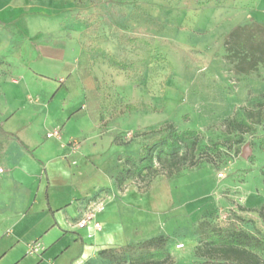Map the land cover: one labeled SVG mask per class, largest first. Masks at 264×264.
<instances>
[{"label":"rangeland","instance_id":"rangeland-1","mask_svg":"<svg viewBox=\"0 0 264 264\" xmlns=\"http://www.w3.org/2000/svg\"><path fill=\"white\" fill-rule=\"evenodd\" d=\"M0 22V81L23 89L18 110L44 108L39 118L32 117L33 127L22 129V140L36 144L54 131L52 121L69 114L56 141L62 134L70 137L62 144V159L74 176L81 174L79 186L96 185L90 198H102L116 223H137L134 238L121 247L125 252L99 264H132L129 254H145L146 243L159 237L171 256L165 264H202L206 243L225 233L247 236L244 246L264 259V242L255 231H264L258 215L264 212V66L241 74L224 48L234 28L264 24V0H0ZM48 55L55 62L43 58ZM109 58L126 69L112 66ZM55 71L65 75L54 76ZM58 87L66 90L52 98ZM228 120L252 129L230 130ZM21 124L20 118L5 129ZM169 124L200 133L195 154L202 163L172 178L157 177L147 191L138 190L133 177L118 189V158L137 157L144 145L165 136ZM14 140L0 125L3 232L15 224L13 208L27 199L18 187L5 185L7 162L17 161ZM246 145L252 149L248 160L242 158ZM189 147L187 142L179 152L185 155ZM208 152L216 155L210 163ZM22 166L20 180L33 175L25 160ZM63 189L52 190L54 201ZM40 207L31 211L30 221H42ZM46 225L15 228L31 237V230Z\"/></svg>","mask_w":264,"mask_h":264},{"label":"crops","instance_id":"crops-1","mask_svg":"<svg viewBox=\"0 0 264 264\" xmlns=\"http://www.w3.org/2000/svg\"><path fill=\"white\" fill-rule=\"evenodd\" d=\"M0 27H2L1 22ZM43 58L50 62H55L56 59L51 55ZM52 75L61 77L65 74L55 71ZM63 88L58 87L52 98ZM66 92L69 94L68 91ZM77 92H80V89H77ZM23 93L21 87L13 83L3 84L0 81V125L4 132L16 139L12 141L11 147H15L17 158L16 162L11 160L7 162L5 185L18 187L19 196L27 195L22 208H13L10 218L15 224L7 227L6 232L0 231V244L7 243L0 251V263L10 258L13 260L12 264H99L102 260L100 252L121 248L134 238L137 223H116L108 207L96 216V221L101 224L100 231H95L92 226L76 228V223L82 219L89 205L96 201L102 202V198L96 200L93 197L90 198L93 196L96 185H93L94 188L90 190L79 186L81 174L74 176L69 165L62 159L66 152L62 144L67 142L69 136L62 134V140L56 142L58 138L49 139L45 134L41 141L33 145L26 144L22 140L20 137L22 129L31 128V125L33 127L32 117L39 118L44 109L37 112L31 108L18 110V101L25 97ZM75 95H72V98H78ZM39 96L42 99L46 95ZM68 115L66 114L67 117ZM67 117L52 121L49 128L59 130L64 121L66 123L70 121L71 118ZM20 118L22 119L20 126L18 125L14 130L5 129L6 125H12ZM48 121V119L44 121L43 133H46L45 127ZM44 138H47V141ZM27 148L39 155L33 157L31 152L25 150ZM22 160H25L28 167L34 169V173L30 177L25 174L23 180H20L17 174L19 172L24 174L26 170L22 168ZM26 179L30 181V184L25 183ZM58 188H64L65 193L54 201L51 196L52 190ZM41 197L43 201L39 203L38 199ZM39 204L41 205L39 213L43 215L42 221L32 222L29 220L31 211ZM22 223H47V225L38 231L31 230L32 234L28 233L31 237L27 234L26 237L16 232L17 227ZM129 234L133 237L131 238Z\"/></svg>","mask_w":264,"mask_h":264},{"label":"trees","instance_id":"trees-1","mask_svg":"<svg viewBox=\"0 0 264 264\" xmlns=\"http://www.w3.org/2000/svg\"><path fill=\"white\" fill-rule=\"evenodd\" d=\"M224 48L226 60L232 64L239 73L249 75L259 66H264V24L253 22L244 26L234 28L225 38ZM109 63L118 68L126 67L109 58ZM228 129L235 127L246 128L243 132H249L252 127L245 122L228 120ZM162 132L164 137H157L144 145L137 157L120 156L122 170L117 175L115 183L118 189L123 190L126 181L133 177L137 182L138 190L147 191L152 181L159 176L172 178L178 176L186 169L197 168L202 161L196 156V151L201 142L200 133L193 130L178 131L173 125H167ZM187 142L190 147L185 155L179 150ZM215 154L208 152L205 161H214ZM158 163V168L154 167ZM251 212V211H249ZM264 223V212H258ZM250 223H253L250 221ZM254 226V224H253ZM255 227V226H254ZM264 242V231L255 229ZM247 236L236 233H225L217 235L205 245V252L208 259L202 264H264L258 254L244 246ZM166 239L159 237L146 243L145 254H129L132 264H165L170 260V254L164 249ZM124 248L108 249L100 252L102 258H115L117 254H123ZM126 261V256H122Z\"/></svg>","mask_w":264,"mask_h":264},{"label":"built area","instance_id":"built-area-1","mask_svg":"<svg viewBox=\"0 0 264 264\" xmlns=\"http://www.w3.org/2000/svg\"><path fill=\"white\" fill-rule=\"evenodd\" d=\"M60 137V130H54L47 134V138H59ZM4 173V169L0 168V175ZM224 175L221 174L220 178H223ZM104 204L103 202L96 201L89 205L85 213L83 214V217L81 220H79L76 223V228L83 229L88 226H92L95 231L101 230V224L96 221V216L99 213H102L104 211ZM183 245H178L177 248L181 249Z\"/></svg>","mask_w":264,"mask_h":264},{"label":"water","instance_id":"water-1","mask_svg":"<svg viewBox=\"0 0 264 264\" xmlns=\"http://www.w3.org/2000/svg\"><path fill=\"white\" fill-rule=\"evenodd\" d=\"M251 155H252V149L249 145H246L243 149L242 158L244 160H248Z\"/></svg>","mask_w":264,"mask_h":264}]
</instances>
